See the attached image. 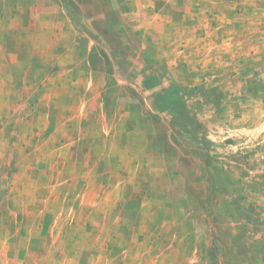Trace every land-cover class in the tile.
Instances as JSON below:
<instances>
[{"label":"rangeland","instance_id":"374dc122","mask_svg":"<svg viewBox=\"0 0 264 264\" xmlns=\"http://www.w3.org/2000/svg\"><path fill=\"white\" fill-rule=\"evenodd\" d=\"M19 251L264 264V0H0V257Z\"/></svg>","mask_w":264,"mask_h":264},{"label":"crops","instance_id":"0c3cea01","mask_svg":"<svg viewBox=\"0 0 264 264\" xmlns=\"http://www.w3.org/2000/svg\"><path fill=\"white\" fill-rule=\"evenodd\" d=\"M229 245L232 247H241L243 244L241 243H233L229 242ZM246 245V244H245ZM38 259V257H37ZM42 258L40 257L38 262H41ZM28 258L26 252L19 251L17 254L8 256L7 258L3 259L0 257V264H27Z\"/></svg>","mask_w":264,"mask_h":264}]
</instances>
